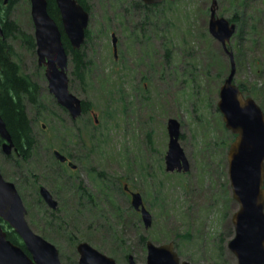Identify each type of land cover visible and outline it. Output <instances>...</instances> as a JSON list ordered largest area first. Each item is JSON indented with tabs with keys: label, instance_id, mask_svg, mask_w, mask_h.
<instances>
[{
	"label": "rangeland",
	"instance_id": "rangeland-1",
	"mask_svg": "<svg viewBox=\"0 0 264 264\" xmlns=\"http://www.w3.org/2000/svg\"><path fill=\"white\" fill-rule=\"evenodd\" d=\"M137 1L87 0L81 49L89 63L83 81L70 73L68 58V88L88 102L77 119L49 92L36 52L19 37L9 39L14 59L39 85L42 106L27 104L37 139L32 155L15 161L0 147V172L15 184L30 228L58 248L62 264H78L80 241L117 264H127L129 254L146 264L140 235L155 244L173 241L180 260L236 264L227 247L234 234L231 214L238 208L226 156L234 134L217 108L230 65L208 31L212 0L165 1L147 16L134 8ZM216 2L217 15L241 18L229 41L234 81L255 87L248 95L264 112V0ZM9 17L34 35L29 0H13ZM169 118L180 123L186 172L165 169ZM55 149L76 168L58 161ZM124 184L141 193L152 217L149 227ZM39 185L52 193L56 209L38 199Z\"/></svg>",
	"mask_w": 264,
	"mask_h": 264
},
{
	"label": "water",
	"instance_id": "water-1",
	"mask_svg": "<svg viewBox=\"0 0 264 264\" xmlns=\"http://www.w3.org/2000/svg\"><path fill=\"white\" fill-rule=\"evenodd\" d=\"M29 1L37 63L44 66L49 92L75 119L82 112V100L68 88L69 56L62 35L67 38L71 48L79 49L86 37L89 12L78 0H54L60 16L58 23L48 11L47 0ZM162 1L142 0L145 4ZM7 2L4 0L5 4ZM216 11L217 2L212 0L208 31L221 44L230 65L219 87L217 108L222 114L224 126L234 134L226 156L232 197L238 202V208L231 214L234 234L227 242V247L234 254L236 264H264V112L234 81L236 63L229 41L236 24L217 15ZM112 37L116 53L114 33ZM167 132L169 139L164 156L166 171H188L189 162L179 142L180 123L177 119L167 120ZM0 137L4 154L9 155L16 150L1 114ZM53 154L60 161L66 158L56 149ZM69 164L75 166L71 162ZM39 193L50 208L57 207L58 202L45 186H39ZM130 203L140 212L145 227H149L152 217L141 194L132 192ZM25 214L26 208L15 184L5 180L0 172V219L7 222L23 242L21 247L9 240L0 224V264H62L57 247L30 228ZM145 246L146 264H194L180 260L173 241L155 244L146 240ZM76 251L78 264H117L113 257L86 241L78 242ZM128 264H137L131 254L128 255Z\"/></svg>",
	"mask_w": 264,
	"mask_h": 264
},
{
	"label": "trees",
	"instance_id": "trees-1",
	"mask_svg": "<svg viewBox=\"0 0 264 264\" xmlns=\"http://www.w3.org/2000/svg\"><path fill=\"white\" fill-rule=\"evenodd\" d=\"M78 1L86 10L89 9L87 0ZM165 1L170 2V0H163L156 4H145L141 0H138L134 8L136 9V7H138L143 10L145 16H147L153 8H158L164 5ZM12 3L13 0H8L6 4H4V0H0V24L2 29V35H0V114L16 149L7 156L8 158L14 156L15 161H18L29 159L37 142L36 136L33 132L31 119L27 112V104L33 105L36 108H40L42 105L38 102L40 90L39 85L30 75L23 71L20 64L17 62L18 60L14 59L16 53L9 39L19 37L20 40L33 52L35 51V40L32 33L29 34L23 31L16 21L9 17V9ZM47 8L51 16H53V18L59 23L60 16L54 0H47ZM240 19L235 16L229 18L230 21L236 23V26ZM62 39L70 57V73L83 81L84 72L89 63L86 59L85 52L81 48H71L64 35H62ZM237 84L245 95L256 91L253 86H248L243 83ZM87 103V101L83 100V112L87 110ZM60 109L65 111L63 108ZM2 141L3 140L0 138V147ZM80 191V195L84 196L86 190L82 188ZM87 197V199L92 200L93 195L89 193L87 194ZM10 238L13 240L12 242H17L14 241L12 237ZM139 240L142 244L145 243V237L143 235H140ZM20 246L23 247L21 244Z\"/></svg>",
	"mask_w": 264,
	"mask_h": 264
},
{
	"label": "flooded vegetation",
	"instance_id": "flooded-vegetation-1",
	"mask_svg": "<svg viewBox=\"0 0 264 264\" xmlns=\"http://www.w3.org/2000/svg\"><path fill=\"white\" fill-rule=\"evenodd\" d=\"M82 105H83V101H82ZM65 160L64 161H60L59 159H57L56 157V159L58 160V161H60L62 164H67L68 166H70L71 168H76V167H72L70 164H69V162H70V159H69V157L67 156V155H65ZM40 186V185H39ZM123 191H124V193L126 194V193H128L129 194V196H130V198H131V193L132 192H137V191H135V190H133L132 188H130V186L128 185V184H124V186H123ZM38 194H39V196H40V198H42L41 197V195H40V193H39V188H38ZM141 194V193H140ZM142 196V195H141ZM54 197V196H53ZM143 199V198H142ZM42 200H43V198H42ZM143 202H144V200H143ZM136 211V210H135ZM137 213H140L139 211H136ZM0 224H1V226H2V228L5 230V232H6V237L7 238H9V240H11V238L10 237H12L13 239H14V241H17V242H13V243H16V244H18V243H20L21 245H23V242H22V239H21V237L8 225V223L7 222H5L4 220H2V219H0ZM36 233V232H35ZM38 234V233H37ZM8 235H10V236H8ZM40 235V234H39ZM43 237V236H42ZM11 241H13V240H11ZM146 241V240H145ZM20 244H18L19 246H20ZM78 244V243H77ZM77 246V245H76ZM58 249V248H57ZM58 253H59V251H58ZM78 263V262H77ZM127 264H128V255H127Z\"/></svg>",
	"mask_w": 264,
	"mask_h": 264
}]
</instances>
